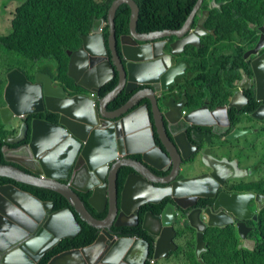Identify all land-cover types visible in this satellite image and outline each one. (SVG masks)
Returning <instances> with one entry per match:
<instances>
[{"label":"water","instance_id":"95a60500","mask_svg":"<svg viewBox=\"0 0 264 264\" xmlns=\"http://www.w3.org/2000/svg\"><path fill=\"white\" fill-rule=\"evenodd\" d=\"M202 1L196 0L181 28L140 33L136 30L137 3L134 0H113L106 16L107 46L103 33L95 28L81 36L79 49L67 53L66 74L73 80L74 87H79L82 92L56 86L46 73L36 72L32 81L15 67L5 73L0 119L15 133L5 138V145L1 147L4 160L10 163H0V177L57 192L67 205L53 209L52 200H41L10 182L0 183V264H35L59 240L77 234L80 225L76 215L97 229L96 239L87 246L61 251L46 264H113L110 258L119 255L120 263L145 264L149 241L138 236H114L112 226L131 225L113 222L112 217L133 215L138 221L141 206L164 200L158 214L148 211L142 218V229L155 239L154 259L175 249L173 237L176 234L182 237L194 233V256L200 262L199 258L207 250L206 231L229 224L235 226L241 239L239 247L253 248L254 240L247 237L251 227L243 220L256 219L247 202L250 199L258 201L257 209L260 210L264 207V195L252 192L229 194L222 189L228 179L242 175L235 159L217 158L210 154L209 147H199L198 151L202 150L200 159L185 172L175 168L178 164L174 165L173 173L165 177L149 169H163L168 161H173L170 150L182 160L196 149L183 131L174 135L172 140L161 135L164 150L155 144L149 129H142V123L149 121L148 107L145 103L138 106L142 99H148L150 111L155 112L154 89L149 86L137 88L158 82L160 38L176 37L177 40L169 46L172 50L177 44L180 48L199 46L201 37L208 32L202 23L208 10L203 11L186 37L184 34L190 29ZM122 3L130 9L129 32L117 38L114 14ZM258 30V40L252 49L244 52V58L264 47V17ZM250 68L252 76L241 72V80L235 81L226 104L210 111L206 106L190 110L184 114V120L197 125L228 126L227 108L238 106L240 89L249 87L250 81L254 84L255 100L264 101V72L254 61L250 62ZM114 70L117 84L99 96L101 87L112 79ZM177 76L173 72L169 80ZM244 81L247 82L245 85ZM121 91L133 94L120 107L109 110V102ZM179 102L183 103L181 109L185 102ZM200 109L202 113H195ZM259 111L264 112V104L249 114L252 118H260ZM44 112L54 115L55 120L37 116ZM197 114L203 116L197 117ZM250 131V128L235 127L226 137L233 139ZM164 142H169L170 147ZM185 150L189 153L186 154ZM130 154H140L141 160L125 159ZM199 162L207 169H199ZM122 166H128L133 173L125 180L118 197L115 183L117 171ZM80 193L95 211H105V217H95ZM199 198L211 199V206L197 205ZM47 235L49 239L43 247L32 253L31 244L35 245L38 240L43 242Z\"/></svg>","mask_w":264,"mask_h":264},{"label":"trees","instance_id":"16d2710c","mask_svg":"<svg viewBox=\"0 0 264 264\" xmlns=\"http://www.w3.org/2000/svg\"><path fill=\"white\" fill-rule=\"evenodd\" d=\"M113 0H20L15 6L7 33L0 34V95L6 83L5 73L12 68L25 71L32 76L35 70L47 73L54 82L65 84L73 89L72 81L67 76L68 52L75 50L81 44V36L90 33L106 20L108 8ZM139 8L136 30L140 33L153 30H161L177 27L185 18L180 13L179 20H175L173 12L175 0H134ZM221 10L213 9L207 23L211 25L216 42H222L229 47L231 52L223 57V64L213 71L206 59V48L210 41L201 45L193 52L191 71L192 80L199 85L187 91L189 101L194 107L203 104L208 99L210 106L226 104L232 90L226 85H235L240 77L239 67L248 70L243 53L256 41L257 35L251 32L253 27L261 24L264 17V0H224ZM196 0H183L182 5L188 9ZM161 7L169 10L161 12ZM130 9L126 3L118 6L114 14L116 35L128 33ZM107 31V25H104ZM226 64V66H225ZM226 78L227 81H223ZM117 84V78L113 77L106 82L99 91L103 96ZM133 92L121 91L109 102L107 108L113 110L124 104ZM250 101L245 106L246 112H251L257 105L253 93L249 91ZM3 104L0 100V106ZM39 117L45 115L37 114ZM230 116L234 114L229 113ZM50 119L55 116L50 114ZM29 116L28 119H30ZM231 119V117H230ZM232 123L241 122L240 117L231 119ZM208 141L214 142L210 127L204 126ZM14 134V131L3 126L0 121V163H10L4 160L1 147L5 145L4 139ZM241 139L244 141L241 143ZM229 139L238 141L243 148H254L255 143L244 138ZM208 142V144H209ZM11 147V145H9ZM264 164V162H262ZM125 166L119 169L123 173ZM124 174L119 177L123 180ZM13 183L19 188L30 192L41 200H52L53 209L67 205V201L57 192L49 189L15 182L7 177H0V183ZM119 184L120 181H119ZM246 190H254L252 187H244ZM264 194V183L255 189ZM166 200L152 206V211L158 212ZM95 212V211H91ZM103 214H97L101 218ZM80 230L72 238H62L52 246L35 264H46L55 254L71 248L83 247L91 244L97 237V229L76 215ZM253 227L250 238L254 240L252 249L238 247L239 239L235 230L230 226L223 228H210L205 233L207 250L202 254L205 264H264V207L258 210L254 222L248 221ZM122 235L138 236L148 240L149 235L140 227L126 229ZM193 247V245H191ZM152 250L150 248L149 255ZM188 260L197 262L193 249L187 250L185 256ZM148 264V262H147Z\"/></svg>","mask_w":264,"mask_h":264},{"label":"flooded vegetation","instance_id":"af4514ba","mask_svg":"<svg viewBox=\"0 0 264 264\" xmlns=\"http://www.w3.org/2000/svg\"><path fill=\"white\" fill-rule=\"evenodd\" d=\"M183 0H175V7L174 11L167 14L168 15H173L175 20H179L180 18V13L183 12L185 14V18L182 21V24L177 26V27H171V29H179L183 26V24L186 22L188 16L190 15L193 6L188 9L187 5H182L181 2ZM225 3L224 0H203L200 7L198 10L195 12V15L193 17V20L190 23V29L187 30L184 34L186 37L187 34L192 31V28L195 27L196 22L199 18H201L203 11L208 10V15L203 18L202 23L203 26L208 30V32L203 35L200 39L199 46L198 47H193L191 45H184L183 48H180L179 44L173 46V50L169 47L170 43L175 42L177 40L176 37L171 36L168 40L166 38H160L158 41L160 42V47H161V64L160 65V71H158V82L149 84V85H140L138 86L137 89H146L148 86L154 89V95H155V101H156V108L155 112L152 113L150 111V106L151 102L148 99H142L139 103L140 104H146L148 107V117L149 121H147L146 124L142 123V129L146 130V128L149 129V134L153 137L155 144L162 150L163 144L161 142L160 136L162 135L164 138L172 140L173 136L176 135L178 132H185L187 139L189 140L190 144L193 146H196V149L193 151V154L191 153L190 156H188L185 159L178 160V156L174 150H170L172 156H173V161H168L167 164H165L163 169H154L152 167H149L153 173H156L160 177H165L169 175L171 172L173 173V167L174 165L178 164L177 167L181 171L185 172L186 169L191 167V165L200 159L201 151L199 152L198 149L199 147L201 149H204L205 147L210 148V154L217 157V158H222L226 157L229 160L235 159L237 162L238 167L242 171V175L239 177L231 178L228 179L223 186V190H225L227 193L231 194L234 192H252L254 195L260 194L264 195L260 192H257L255 189L258 188L262 183H264V152L263 156L261 159H257L256 157L252 156V152L254 148H243L239 144L238 141H229L230 138H227L226 135L235 127H240V128H250L251 131L248 133H256V138L255 141L258 140V135L261 132L262 135L260 136L262 140L264 141V112L259 111L258 114H260V118H252L250 116V112L245 111V106L248 105L250 98H249V91L253 93L254 96V84L250 81L249 87L247 88H241L240 89V94L238 96V106L235 107H228L227 108V113H228V118H229V125L226 127L216 125L215 127L213 126H207V125H197L193 124L190 122H186L184 120V114H186L188 111L200 108L202 106H206L208 109L211 110L215 107L221 106L223 104H217L215 106H210L208 103V99L203 100V104L194 107L193 104L189 101L188 96H187V91H191L192 89H195L199 84L195 81L192 80L193 77V72L191 71V62L193 61V52L198 49L199 47L204 46L205 42L210 41V43L207 46L206 50V59L209 61V65L213 71H216L219 67L222 66L223 62V57L227 56L231 50H229V47L224 45L222 42H216V34L211 27L210 24L207 23L209 15H212L213 9H218L221 10L222 5ZM161 12L163 13L164 11L169 10V8L161 7ZM107 16V15H106ZM103 25V29L100 31L103 33L104 37V42L105 45L107 46V37H108V25L106 20H102L100 22ZM104 25H107V31H104ZM258 27H253L251 29V32H253L255 35H257L256 41L253 43L251 47H248L247 50L252 49L254 45L256 44L258 37H259V30ZM169 29V28H166ZM164 30V29H161ZM154 31V30H153ZM129 32V31H128ZM150 32V31H149ZM91 33V32H90ZM89 34V33H88ZM116 34V33H115ZM127 33L119 34L116 35V37H120L121 35H125ZM79 49L76 48L75 50ZM117 49L119 50V42H117ZM72 50V51H75ZM245 50V51H247ZM173 51L174 53H171ZM244 51V52H245ZM107 53L109 54V50L107 48ZM244 54V53H243ZM166 55H169V58L166 57ZM244 57V56H243ZM245 59V62L248 64V70L243 69L242 67H239V72H240V77L236 81L241 80V72H245V76H252V71L250 68V62L254 61L256 65L262 69V72H264V47L259 49V51L256 54H249ZM226 66V64H225ZM27 78L29 80H33L34 75L36 72L40 73H45L42 71L35 70L33 72L32 76L27 75L25 71H23ZM176 73L178 74L177 77L172 78L173 80H169L171 78L172 74ZM47 74V73H46ZM116 77L117 78V72L114 70L112 74V78ZM70 78V77H69ZM71 80V79H70ZM111 80V79H110ZM73 81V80H71ZM173 81V83H172ZM223 81H227L226 78H223ZM6 82V81H5ZM247 83L244 81V85ZM73 84V83H72ZM5 85V84H4ZM56 85V83H55ZM61 88L66 87L64 84L63 85H56ZM74 86V85H73ZM227 89H234L235 85H226ZM77 90L74 92H82L79 87H75ZM3 93V90H2ZM186 95L183 96V95ZM148 95V92L146 93ZM244 98V99H243ZM185 102V105L180 109L181 105L183 103L179 102L181 101ZM246 100V101H245ZM3 101V100H2ZM167 104V106H166ZM264 104V101H257V105L255 108L251 111L253 112L254 110H257L258 107ZM3 105V104H2ZM120 107V106H119ZM117 109V108H116ZM179 109L181 110V113H179ZM203 110H196L195 113H202ZM229 113L234 114L233 116H230ZM51 113L44 112L41 113V115H45V117L48 120H55L50 119ZM153 114L155 117H153ZM38 116V115H37ZM197 117L203 116L201 114H197ZM235 119L236 117H240L242 119L241 122H235L232 123L231 119ZM204 126L210 127V133L213 134V140L214 142H209L208 138L206 137L207 133L204 132ZM15 133V131H14ZM247 137V139H250V135L247 133L244 134L241 137L237 138H244ZM236 139V138H233ZM244 141V139H241V143ZM253 141V139H252ZM209 142V144H208ZM254 142V141H253ZM168 147H170L169 142H164ZM2 149V148H1ZM263 151H264V145H263ZM186 154L189 153L188 150L184 151ZM121 157V155H119ZM125 159H130L132 161H140V154H130L127 155ZM126 169H123V173L117 171V176H116V189H117V195L118 197L122 193L123 187L125 180L127 181L129 175H132L133 170L129 168L128 166H125ZM174 168V170H175ZM199 169H207L204 167L200 162H199ZM124 174L123 180H119V177ZM119 181L121 184H119ZM244 187H252L254 190H246ZM146 188H144L143 194L145 193ZM81 199L86 203L84 198V195L80 193ZM138 195V194H136ZM212 200L211 199H205V198H199L197 201V205L199 206H211ZM159 204V203H157ZM87 207L89 210L95 211L90 205L86 203ZM156 204H146L140 207L139 209V214H138V221L134 218V216H129V217H112L113 222H126L130 224L131 226H112L111 232L114 233V236H120L126 229L129 233L131 232V228L135 227H140L142 229V218H144V215L146 212L150 211L153 214H158L157 212H154V208L152 211V206ZM247 206L250 210L256 214H258V201H255L254 199H250L247 202ZM256 209H254L255 207ZM161 210V209H159ZM93 213V212H92ZM104 216L101 217L100 219L104 218L106 215V212H97L95 211L93 215L97 217V214H103ZM234 218V222H235ZM251 220L254 222L255 220L251 218L243 220L246 226H250L251 230L248 232L247 237L250 239V233L253 230V227L248 223V221ZM233 222V223H234ZM226 226H230L235 230V226L233 224H229ZM143 230V229H142ZM236 232V230H235ZM147 233V232H146ZM117 234V235H116ZM148 234V233H147ZM149 235V252L150 248L152 250L153 254V243L155 239ZM122 236H129V235H122ZM132 236V235H130ZM238 236V235H237ZM134 237V236H132ZM141 238V237H140ZM238 239H240L238 237ZM241 240V239H240ZM173 242L175 243V249L170 250L168 252H163V257H160L158 259H154L151 256L147 255L148 260L145 262V264H186L187 262H193L192 260H188L185 256L187 254V250L192 248L194 250L195 247V237L194 233L193 235H186L179 237L177 234L173 237ZM193 244V247L191 246ZM194 252V251H193ZM206 252V251H205ZM60 253V252H59ZM58 254V253H57ZM203 254V253H202ZM56 255V254H55ZM54 256V255H53ZM52 256V257H53ZM202 256V255H201ZM201 261H203V258L200 257ZM197 262H199L198 258H196ZM49 261V260H48ZM47 261V262H48ZM200 263V262H199ZM202 264V263H200Z\"/></svg>","mask_w":264,"mask_h":264},{"label":"rangeland","instance_id":"374dc122","mask_svg":"<svg viewBox=\"0 0 264 264\" xmlns=\"http://www.w3.org/2000/svg\"><path fill=\"white\" fill-rule=\"evenodd\" d=\"M19 1L20 0H0V34L7 33L12 12H13L15 6L18 4ZM0 100H3V93L0 95ZM0 121H1V119H0ZM1 123H2V121H1ZM4 125H7V124H3V126ZM247 134L251 136V137H249L250 140L253 139V141L255 143L254 150L252 152V156L256 157V160L261 159L263 156V152H264L263 151L264 141L260 137L262 135V133L261 132L259 133V135H258L259 139L256 141H255V138L257 136L256 133H247ZM254 209H256V207ZM236 234H237V232H236ZM200 263L204 264L203 261H200ZM186 264H195V263L193 261V262H187Z\"/></svg>","mask_w":264,"mask_h":264},{"label":"bare ground","instance_id":"6f19581e","mask_svg":"<svg viewBox=\"0 0 264 264\" xmlns=\"http://www.w3.org/2000/svg\"><path fill=\"white\" fill-rule=\"evenodd\" d=\"M150 196V195H149ZM49 239V237H48V235L45 237V238H43V242H41L40 240H38L37 241V243L35 244V245H33V244H31L32 246H33V249H34V251H32V253H35V252H37V251H39L43 246V244H44V242H46L47 240ZM90 250H92V248L91 249H89V251ZM121 256H122V254H121ZM111 260H113L114 261V263L113 264H123V263H120L121 262V258H120V255L119 256H116L115 258L114 257H112V258H110Z\"/></svg>","mask_w":264,"mask_h":264},{"label":"crops","instance_id":"0c3cea01","mask_svg":"<svg viewBox=\"0 0 264 264\" xmlns=\"http://www.w3.org/2000/svg\"><path fill=\"white\" fill-rule=\"evenodd\" d=\"M71 79V78H70ZM72 80V79H71ZM56 83V85H58L59 83L58 82H55ZM72 83H73V81H72ZM60 85V84H59ZM65 85V84H64ZM66 86V85H65ZM72 86H73V84H72ZM66 87H69V86H66ZM73 89H75V87L73 86ZM3 102V101H2ZM3 104H4V102H3ZM5 127L6 128H10V126L9 125H5ZM239 245H241V240L239 239ZM239 245H238V247H239Z\"/></svg>","mask_w":264,"mask_h":264},{"label":"clouds","instance_id":"9594fccd","mask_svg":"<svg viewBox=\"0 0 264 264\" xmlns=\"http://www.w3.org/2000/svg\"><path fill=\"white\" fill-rule=\"evenodd\" d=\"M97 28H101V30L103 29V25L101 24L100 26H98ZM99 30V31H101Z\"/></svg>","mask_w":264,"mask_h":264},{"label":"built area","instance_id":"2783aa9c","mask_svg":"<svg viewBox=\"0 0 264 264\" xmlns=\"http://www.w3.org/2000/svg\"><path fill=\"white\" fill-rule=\"evenodd\" d=\"M99 30H101V28H99ZM92 95V94H91Z\"/></svg>","mask_w":264,"mask_h":264}]
</instances>
